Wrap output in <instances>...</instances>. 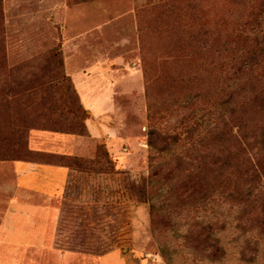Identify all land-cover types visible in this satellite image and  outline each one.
I'll return each instance as SVG.
<instances>
[{"label":"rangeland","instance_id":"obj_1","mask_svg":"<svg viewBox=\"0 0 264 264\" xmlns=\"http://www.w3.org/2000/svg\"><path fill=\"white\" fill-rule=\"evenodd\" d=\"M245 3L0 0V228L10 207L14 226L15 210L30 214L27 245L0 250V264H264V238L238 229L241 209L219 182L203 202L187 181L201 175L202 137L226 112L229 42L257 7ZM93 70L108 105L100 115L79 93ZM79 105L84 122L68 114ZM99 146L127 176L86 170ZM75 160L69 195L20 189L17 162ZM120 188L131 201L118 203ZM207 226L226 249L221 261L189 247ZM247 241L258 248L252 263L242 260Z\"/></svg>","mask_w":264,"mask_h":264},{"label":"trees","instance_id":"obj_2","mask_svg":"<svg viewBox=\"0 0 264 264\" xmlns=\"http://www.w3.org/2000/svg\"><path fill=\"white\" fill-rule=\"evenodd\" d=\"M252 1L257 7L243 21L242 30L234 33L229 42L233 54L226 66L233 84L228 87L232 93L222 102L226 112L202 137L205 154L200 164L201 175L189 176L187 181L190 185L188 192L197 193V188L201 194L197 193L199 199L203 202L208 201L215 188L214 183L219 182L218 186L225 189L222 193H227L225 199L241 209L238 229L245 233L257 231L264 238V188L261 186L264 179V0ZM211 46L213 48V44ZM217 51L218 48L214 52ZM203 52L205 59L210 51L204 48ZM55 58L57 69L62 70V54L57 51ZM62 78L66 79L64 76ZM68 114L78 122L89 118L80 105L69 109ZM150 146L155 147L154 141L150 142ZM45 164L70 169L66 189V195H69L73 173L82 162L75 160L56 164L48 161ZM86 170L95 176L100 172V175H106L103 171H111L120 177L127 176L125 172L115 170L105 146H99L98 159ZM193 196L189 194V198ZM115 198L118 203H128L132 199L127 188H120ZM151 210L153 214L156 213L154 204ZM202 230L196 234L190 233L189 247L205 255L211 262L221 261L226 249L220 239H214L211 227ZM257 252V245L252 249L250 241H247L242 250V260L254 262Z\"/></svg>","mask_w":264,"mask_h":264},{"label":"crops","instance_id":"obj_3","mask_svg":"<svg viewBox=\"0 0 264 264\" xmlns=\"http://www.w3.org/2000/svg\"><path fill=\"white\" fill-rule=\"evenodd\" d=\"M99 74L98 70H93L90 74L88 73L83 79L79 80V82H82L84 90L83 95L80 91L79 93L85 108L88 112L95 115L105 113L106 111L103 109L108 107V105H104L103 103L104 93L101 86L102 82L99 81ZM76 88L78 89V87ZM91 134L95 137L93 131H91ZM76 148L78 149V146ZM76 148L74 151H76ZM15 171L20 189L52 199L64 196L70 178V169L61 165L17 162L15 164ZM15 212L18 214V219L22 226H14L13 208L10 207L8 212H5L3 225L0 228V250H5V252L8 250L10 253L13 251L12 244L14 242L20 245V247L27 245L30 214L25 212L23 208H20V211L15 210Z\"/></svg>","mask_w":264,"mask_h":264}]
</instances>
